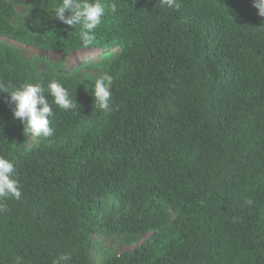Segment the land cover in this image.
<instances>
[{
    "label": "trees",
    "instance_id": "trees-1",
    "mask_svg": "<svg viewBox=\"0 0 264 264\" xmlns=\"http://www.w3.org/2000/svg\"><path fill=\"white\" fill-rule=\"evenodd\" d=\"M57 2L0 0V84L55 78L77 104L53 105L54 134L28 146L0 90V155L21 191L0 212V264H95V235L137 244L99 264H264V17L252 0H102L88 47L52 15ZM18 4L27 20L13 25ZM74 52L84 58L66 67ZM102 65L108 114L78 81Z\"/></svg>",
    "mask_w": 264,
    "mask_h": 264
},
{
    "label": "clouds",
    "instance_id": "clouds-1",
    "mask_svg": "<svg viewBox=\"0 0 264 264\" xmlns=\"http://www.w3.org/2000/svg\"><path fill=\"white\" fill-rule=\"evenodd\" d=\"M168 9L178 10V0H161ZM252 6L257 10V15L264 17V0H252ZM109 10L116 11V5L111 4ZM106 8L102 0H58L53 6L52 15L64 25L78 29L80 43L91 46L95 43V30L102 24ZM101 74L89 78L93 103L98 111L105 114L113 110L112 92L110 91L113 76L107 70V65H102ZM88 87L87 85L85 86ZM0 90L9 94L11 113L14 119L23 125V131L31 133L34 138H48L54 134L50 126V117L54 115L53 105L62 110L76 108L73 94L58 79H49L31 83L25 82L18 87L0 84ZM47 97V98H46ZM14 165L4 155H0V212L6 211L4 201L9 198L21 199L19 183L13 178ZM251 203V201H248Z\"/></svg>",
    "mask_w": 264,
    "mask_h": 264
},
{
    "label": "rangeland",
    "instance_id": "rangeland-1",
    "mask_svg": "<svg viewBox=\"0 0 264 264\" xmlns=\"http://www.w3.org/2000/svg\"><path fill=\"white\" fill-rule=\"evenodd\" d=\"M27 6L23 4H18L16 6V17L11 20V23L14 25L15 22L23 21L26 22L27 20ZM23 47V51L27 57L32 58L34 55L41 54L49 57L52 60H60L63 59V56L53 53H42L32 48ZM84 58L83 52H74L69 58L66 59V67L71 65H77L79 62ZM38 142L37 138L29 135L28 146H32ZM93 242L95 243L92 248V254L95 264H99L104 258L108 255L112 254H120L129 249H132L136 243L133 245H126L122 243L119 238L105 236V235H95L93 237Z\"/></svg>",
    "mask_w": 264,
    "mask_h": 264
}]
</instances>
